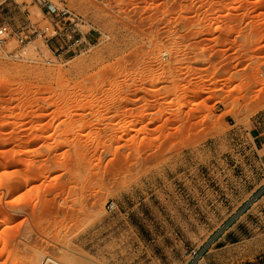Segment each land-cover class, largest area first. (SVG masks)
<instances>
[{"label":"rangeland","instance_id":"rangeland-1","mask_svg":"<svg viewBox=\"0 0 264 264\" xmlns=\"http://www.w3.org/2000/svg\"><path fill=\"white\" fill-rule=\"evenodd\" d=\"M50 1L0 48V264H264V0Z\"/></svg>","mask_w":264,"mask_h":264},{"label":"built area","instance_id":"built-area-1","mask_svg":"<svg viewBox=\"0 0 264 264\" xmlns=\"http://www.w3.org/2000/svg\"><path fill=\"white\" fill-rule=\"evenodd\" d=\"M45 8L47 16L54 18L55 21L44 28H37L34 24H25L20 28L14 29L8 20L0 21V48L10 39L15 38L18 44L23 45L36 38H44L46 42L54 39H62V33L59 27L60 22L73 23L78 27L81 20L73 16L66 8L55 6L50 0H39Z\"/></svg>","mask_w":264,"mask_h":264},{"label":"bare ground","instance_id":"bare-ground-1","mask_svg":"<svg viewBox=\"0 0 264 264\" xmlns=\"http://www.w3.org/2000/svg\"><path fill=\"white\" fill-rule=\"evenodd\" d=\"M261 21L264 23L263 20H261ZM262 22H260V23H262ZM263 23H262V24H263ZM2 81H3V80H0V83H3V82H4V81H3V82H2ZM98 103H99V102H98ZM98 103H97V105H98ZM95 105H96V103H95ZM97 105H96V106H97ZM99 105H100V103H99ZM99 105H98V108H100ZM95 108H96V110H95V112H96V111H97V107H95ZM98 111H99V109H98ZM91 114H92V113H91ZM97 114H98V112H97ZM97 114H96V115H97ZM79 117H80V116H78V118H79ZM81 117L83 118L84 116H81ZM78 118H77V119H78ZM84 119H85V117H84ZM74 120H76V119H74ZM79 120H81V119L79 118ZM79 120H78V122H79ZM82 120H83V119H82ZM72 121H73V120H72ZM72 121L70 120V122H72ZM73 122H75V121H73ZM73 122H72V123H73ZM78 122H77L76 125H78L79 123H81V122H83V121H80L79 123H78ZM85 122L87 123V121H85ZM86 123H85V124H86ZM74 124H75V123H74ZM81 124H83V123H81ZM87 124H88V123H87ZM87 124H86V125H87ZM70 125H71V124H70ZM79 125H80V124H79ZM86 125H85V126H86ZM80 126H81V125H80ZM87 128H89L88 125H87ZM82 129H85V127H84V128L82 127L81 130H82ZM83 131H84V130H83ZM74 145H75V144H74ZM77 146H79V145H77ZM73 147H74V146H73ZM75 147H76V145H75ZM80 148H81V147H80ZM74 149H75V148H74ZM76 151H77V149H76ZM79 151H80V150H79ZM77 152H78V151H77ZM75 153H76V152H75ZM170 157H171V156H170ZM170 157H169V158H170ZM173 159H174V158H173ZM173 159H172V160H173ZM178 160H180V158H179ZM178 160H177V161H178ZM78 162H79V161H78ZM78 162L76 161V163H78ZM174 164H175V163H174ZM174 164H173V165H174ZM73 165H74V164H73ZM176 165H177V164H176ZM75 167H76V165H75ZM173 168H174V167H173ZM177 170H179V169H177ZM177 170H176V171H177ZM171 171H172V169H171ZM173 172H174V171H173ZM176 173H177V172H176ZM167 174H168V173H167ZM7 216H8V215H7ZM7 216L4 215V217H6V219H8ZM4 219H5V218H4ZM6 219H5V222H6ZM3 221H4V220H1L2 223H3Z\"/></svg>","mask_w":264,"mask_h":264},{"label":"crops","instance_id":"crops-1","mask_svg":"<svg viewBox=\"0 0 264 264\" xmlns=\"http://www.w3.org/2000/svg\"><path fill=\"white\" fill-rule=\"evenodd\" d=\"M90 34H80V36L77 39V44L80 46H87L91 42Z\"/></svg>","mask_w":264,"mask_h":264}]
</instances>
